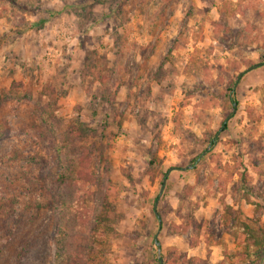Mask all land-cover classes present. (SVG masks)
Listing matches in <instances>:
<instances>
[{
  "label": "rangeland",
  "instance_id": "obj_1",
  "mask_svg": "<svg viewBox=\"0 0 264 264\" xmlns=\"http://www.w3.org/2000/svg\"><path fill=\"white\" fill-rule=\"evenodd\" d=\"M262 54L264 0H0V264H248L221 216L264 227Z\"/></svg>",
  "mask_w": 264,
  "mask_h": 264
},
{
  "label": "trees",
  "instance_id": "obj_2",
  "mask_svg": "<svg viewBox=\"0 0 264 264\" xmlns=\"http://www.w3.org/2000/svg\"><path fill=\"white\" fill-rule=\"evenodd\" d=\"M261 56V63L258 64H264V54ZM257 64H254L252 66H255ZM228 87V91H233V84ZM250 114V113H249ZM223 124L225 121L222 122ZM224 129H226V124L224 126ZM218 137L216 136V133L213 135H210L207 140L209 148H211L214 143L217 141ZM88 166H89V157L87 156V153L83 152L78 157L77 162V175L79 179L87 180L90 178L89 172H88ZM246 173L245 171L239 172V181L243 184V190L240 193V198L244 199L245 202H250L254 206H258V203L251 202L248 198V193L252 192L254 187L246 180ZM264 198V197H263ZM155 212V211H154ZM158 214V212H157ZM156 215V213H155ZM157 217V215H156ZM158 219V217H157ZM108 217L106 214V210L102 209L94 218V225H93V231L91 235H95L94 233L98 234L97 232H100L99 229L101 226H106L104 224V221H107ZM221 221H225V224L223 223V227L230 231L233 229V227H237L239 231L242 232L244 235L243 238V245L242 249L237 251L235 254L240 256L243 260H245L248 264H262L264 262V227L262 225H252V221H256L254 219H242L240 217V210L237 208H233L231 205L224 204L223 206V215L221 216ZM251 221V223H249ZM231 222V223H230ZM230 223V224H229ZM229 224V225H228ZM264 225V224H263ZM96 238V235L94 236ZM93 243H96V239H93ZM62 243L60 238L57 240V251L56 254L60 255L61 249H62ZM194 257H190L189 259L185 260L186 264H194ZM90 262V257L87 259H83L80 256L71 257L67 264H88ZM158 262H160L158 260ZM165 264V261L162 263Z\"/></svg>",
  "mask_w": 264,
  "mask_h": 264
},
{
  "label": "water",
  "instance_id": "obj_3",
  "mask_svg": "<svg viewBox=\"0 0 264 264\" xmlns=\"http://www.w3.org/2000/svg\"><path fill=\"white\" fill-rule=\"evenodd\" d=\"M241 74L242 73H240V75L239 76H241ZM236 104H234V106H235ZM190 166H186V167H172V168H169V170L168 171H170V170H172V169H186V168H189ZM166 179H167V174L165 175V177H164V179H163V182H162V185H161V188H160V191H159V195H158V198H159V196L162 194V192H163V189H164V183H165V181H166ZM158 198L156 199V201H155V203H154V211H155V213H156V215H157V217H158V221L160 222L161 220H160V217H159V215L157 214V210H156V206H157V203H158ZM155 244L158 246L159 245V241L157 240V239H155ZM160 251V248L158 247V252ZM158 259H159V261H160V264H162L163 263V259H162V257H158Z\"/></svg>",
  "mask_w": 264,
  "mask_h": 264
},
{
  "label": "crops",
  "instance_id": "obj_4",
  "mask_svg": "<svg viewBox=\"0 0 264 264\" xmlns=\"http://www.w3.org/2000/svg\"><path fill=\"white\" fill-rule=\"evenodd\" d=\"M232 207H233V205H231ZM234 208V207H233ZM235 209H237V208H235Z\"/></svg>",
  "mask_w": 264,
  "mask_h": 264
}]
</instances>
